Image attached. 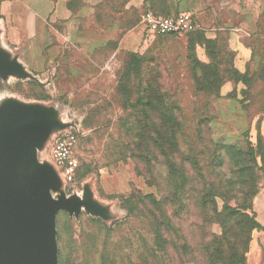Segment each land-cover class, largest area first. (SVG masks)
Wrapping results in <instances>:
<instances>
[{
  "label": "rangeland",
  "instance_id": "rangeland-1",
  "mask_svg": "<svg viewBox=\"0 0 264 264\" xmlns=\"http://www.w3.org/2000/svg\"><path fill=\"white\" fill-rule=\"evenodd\" d=\"M129 1H69L73 16L68 24L72 34L85 27L95 29L96 24L106 26L113 21L112 13H121L119 29L105 32V45L85 55L86 61L95 64L89 69L82 71L83 53L77 54L75 45L68 44L62 46L60 54L75 57V67L70 70L58 63L59 75L47 73L35 79L21 78L17 83L0 76V99L22 102V107L32 112L30 121L38 122L39 118L40 128L45 129L47 121H55V135L49 133L51 138L41 139V152L22 156L16 166L21 180L27 184L38 180L44 194L55 204L54 264H58L59 249L64 264H100L97 256L82 257V238L89 242L86 249L137 247L134 239L148 229L146 221L127 217L119 197L134 188L144 194H155L156 188L137 175L130 158L118 161L113 157L118 152L111 137L127 113L118 104V86L119 75L133 62L132 55L142 65L139 73L133 72L136 83L132 85L131 99L135 103L128 109L131 121L138 119L141 106L136 104L140 79L149 78L153 80L149 88L168 94V99L179 108L178 118L186 128L193 129L201 119L209 118L214 141L245 150L250 145L256 147L260 140L264 148V31L258 27V23H264L261 21L264 0H199L200 3L180 0V4L174 1L180 11L190 14L195 24L193 32L181 35L149 33L140 22L141 13L149 7L148 0L127 8ZM5 3L9 18L0 14V23L4 19L7 23H33L32 14L48 5L47 0H0V10ZM57 26L64 31L65 23ZM38 36L42 39L40 46L47 49L45 53L53 55V48L48 47V29ZM206 39L215 45L219 67L225 69L231 63L237 70V74L230 75L220 85L217 97L207 94L212 87L205 89L206 94L199 92L190 76L189 56L204 63L211 58L204 44ZM120 41L122 48L112 57ZM33 46L34 50H26L32 56L36 51ZM11 53L7 51L8 55ZM243 74L252 78L246 93H243L246 89ZM69 132L77 137L73 154L78 166L72 177L66 175L51 154L55 138ZM258 162L259 189L252 208L257 196L264 198V164ZM218 205L222 206L223 202L219 200ZM92 219L102 221L110 230L104 231ZM212 230L221 233L222 227L214 223ZM247 253V264H260L261 253L250 261Z\"/></svg>",
  "mask_w": 264,
  "mask_h": 264
},
{
  "label": "trees",
  "instance_id": "trees-1",
  "mask_svg": "<svg viewBox=\"0 0 264 264\" xmlns=\"http://www.w3.org/2000/svg\"><path fill=\"white\" fill-rule=\"evenodd\" d=\"M148 2L143 11L155 15L180 12L174 0ZM258 27L264 31V23ZM204 44L211 58L204 63L189 56L190 76L199 92L206 94L205 89L212 87L207 94L217 97L220 85L237 70L231 63L221 69L213 41L206 39ZM132 61L119 75L118 104L127 113L111 137L118 152L113 157L118 161L130 158L137 175L156 188L155 194L134 188L119 197L127 217L146 221L148 229L134 239L137 247L86 249L89 242L82 238V257L97 256L100 264H247L252 231L261 227L252 201L259 189L258 161L264 164L262 143L259 140L256 147L250 145L245 150L218 143L212 138L209 118L201 119L193 129L186 128L178 118L179 108L168 94L151 90L153 80L149 78L140 79L136 104L141 106L138 119L131 121L128 109L135 103L131 99L136 83L133 72L139 73L142 65L136 55ZM251 81L243 74V93L251 88ZM219 200L223 202L220 207ZM92 221L104 231L111 228L100 220ZM214 223L221 225V233L212 230ZM58 264H64L61 249Z\"/></svg>",
  "mask_w": 264,
  "mask_h": 264
},
{
  "label": "crops",
  "instance_id": "crops-1",
  "mask_svg": "<svg viewBox=\"0 0 264 264\" xmlns=\"http://www.w3.org/2000/svg\"><path fill=\"white\" fill-rule=\"evenodd\" d=\"M85 1L95 3L99 0ZM142 1L130 0L126 7L141 5ZM174 1H178L180 4V0ZM67 2L68 0H47L48 5L46 7H42L32 14L33 23H7L6 19L3 20L4 23H0V76H5L6 79H13L12 82L17 83V80L21 78L26 80L35 79L33 77H40L47 73L59 75L58 63L63 64L70 70V68L75 67V57L60 54L62 46H67L68 44L75 45L77 54L81 55L83 53L85 63L82 66L83 70L80 68L82 71L89 69L91 64H94L91 60L86 61L85 55L105 45L107 40L105 32L119 29L120 23H122L120 20L121 13H112L114 14L113 21L106 26L96 24L97 28L95 29L85 27L77 31L76 34H72L69 32L70 25L68 23H72L73 12L68 7ZM7 8L8 3L1 6V16L7 14ZM7 15L9 18V14ZM60 23H65L64 31L57 26ZM104 27H106V31H104ZM45 29L49 31L50 42L48 47L49 49L53 48V55H47L45 53L47 49L40 46L42 39L38 35L39 32ZM121 43L120 41L112 57L116 56L121 50ZM24 45L29 47H24ZM33 45H35L36 51L35 55L32 56L26 50H34ZM36 45L38 46L36 47ZM8 50L12 52L11 55L7 54ZM4 52H6V55ZM25 57H28V60ZM27 108L26 106L22 107V102L20 103L18 100L14 102L13 98L0 99V131L4 128L7 115L12 113L30 115L32 112L28 111ZM37 119L38 122L34 120L22 122L23 132L24 129H30L33 137L32 143L27 147V156L39 154L41 152V147H39L41 139L50 137V134L54 136L56 132L55 121H47L45 123L46 128L43 129L40 128L39 118ZM46 130H48V134L45 133ZM253 211L261 227L255 228L251 234L247 258L250 261L254 256L261 253L260 264H264V198L262 196L255 198ZM250 264L253 263L251 262Z\"/></svg>",
  "mask_w": 264,
  "mask_h": 264
},
{
  "label": "water",
  "instance_id": "water-1",
  "mask_svg": "<svg viewBox=\"0 0 264 264\" xmlns=\"http://www.w3.org/2000/svg\"><path fill=\"white\" fill-rule=\"evenodd\" d=\"M27 114H9L0 131V264H54V202L41 183L27 184L17 174L33 137L22 122Z\"/></svg>",
  "mask_w": 264,
  "mask_h": 264
},
{
  "label": "built area",
  "instance_id": "built-area-1",
  "mask_svg": "<svg viewBox=\"0 0 264 264\" xmlns=\"http://www.w3.org/2000/svg\"><path fill=\"white\" fill-rule=\"evenodd\" d=\"M140 22L151 34H185L195 30V24L190 14L180 11L175 16L155 15L146 10L140 15ZM77 137L69 132L55 138L51 154L53 159L62 165L67 176L72 177L77 169L78 161L74 157V147Z\"/></svg>",
  "mask_w": 264,
  "mask_h": 264
}]
</instances>
